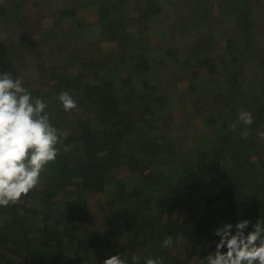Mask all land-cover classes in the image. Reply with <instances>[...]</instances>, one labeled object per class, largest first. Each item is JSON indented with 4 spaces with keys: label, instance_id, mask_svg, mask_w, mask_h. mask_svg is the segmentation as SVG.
<instances>
[{
    "label": "trees",
    "instance_id": "1",
    "mask_svg": "<svg viewBox=\"0 0 264 264\" xmlns=\"http://www.w3.org/2000/svg\"><path fill=\"white\" fill-rule=\"evenodd\" d=\"M72 2L53 11L57 19L45 32L41 0H0V73L20 74L64 136L37 188L0 207V264H103L116 253L128 264L133 254L140 264L149 256L163 264H204L223 223L249 220L246 234L264 223V0ZM79 6L93 10L100 38L88 40L89 16L80 17ZM170 7L185 46H177L180 39L166 38L169 47L152 41L151 21ZM223 26L228 34L214 56ZM105 41L118 46L106 52ZM120 48L130 54L118 56ZM30 50L32 66L23 59ZM176 51L178 57L188 51L199 65L212 63L219 89L199 88L190 78L200 95L183 100L209 135L199 138L196 122L187 123L192 118L175 124L183 108L153 86L167 76L164 55ZM64 90L78 105L71 112L57 100ZM242 110L253 123L233 132ZM98 198L109 207L104 218L112 219L93 228ZM168 236L173 245L164 248Z\"/></svg>",
    "mask_w": 264,
    "mask_h": 264
},
{
    "label": "clouds",
    "instance_id": "2",
    "mask_svg": "<svg viewBox=\"0 0 264 264\" xmlns=\"http://www.w3.org/2000/svg\"><path fill=\"white\" fill-rule=\"evenodd\" d=\"M57 100L65 112L78 106L67 90L61 91ZM47 108L42 98H33L24 87L20 74L13 78L12 72L0 73V207L15 205L36 189L47 166L60 153L58 145L63 144L64 136L52 124ZM253 120L250 111L242 110L230 130L234 132L239 123L250 126ZM248 135L247 130L242 133L243 138ZM259 135L264 138V132ZM67 150L64 147V151ZM249 223L245 219L235 226L226 222L216 228L214 235L220 239L215 251L204 257V264H264V223L258 220L246 234ZM172 245L171 236L162 242L164 248ZM131 262L140 264V257L133 254ZM103 264H128V261L116 253L104 259ZM144 264H163V261L149 256Z\"/></svg>",
    "mask_w": 264,
    "mask_h": 264
},
{
    "label": "rangeland",
    "instance_id": "3",
    "mask_svg": "<svg viewBox=\"0 0 264 264\" xmlns=\"http://www.w3.org/2000/svg\"><path fill=\"white\" fill-rule=\"evenodd\" d=\"M72 1H75V0H69V1H67V0H41V2H42L41 3V9L44 7V10L46 12V16L43 19V25H45L44 30H46L45 32L49 31V27L53 26L55 20L57 19V16L52 14L53 11L57 8H58V10L60 8H63L64 2H66V4L68 3V6L75 5ZM77 1H81V0H77ZM159 1H161L163 3L165 0H159ZM170 2H171V0H170ZM171 10H172V7H170L169 9H165V12H168V11H170V12L168 14L166 13V14H162V15H159L157 17H154L153 20L151 19L152 21H151L150 30H151V34L153 37L152 41L155 40V42H156L155 46L162 44L164 46L169 47L171 45L170 42L173 39H175V41L177 39H180L179 42L177 43V46L178 45L179 46H181V45L185 46V44H186L185 41H183L184 35L180 32V28L176 30L174 27V21L175 20L173 18V15H172L173 12ZM78 11H79L80 17H82V18L85 17V15L89 16L87 18L88 20L85 17L86 22L91 25V27H89L90 30L88 29L91 32V34L88 37V40L94 41V40L100 38V36H101L100 35V25L98 24V22H96V19H95L96 17L93 15V10L91 8H88V7L79 6ZM222 18H224V16H222ZM173 29H175V32L172 33ZM217 29L219 31H221L219 29V27ZM213 30H215V29H213ZM223 30H224L223 36L219 35V37L215 41V45H213L214 50H213L212 54L214 56H218V53L223 50V47H222V45L224 44L223 40H224V38L226 39V36L228 34L227 26H223ZM42 32H44V31H42ZM169 34H170V37H169ZM186 35H188V34L186 33ZM39 36L42 37V34H40ZM166 38L168 40L172 38V40L168 41ZM189 38L191 39V43H193L195 41L192 37H189ZM43 40L44 39H42V42H45ZM101 46H102L104 51L106 50V52H110L111 50L117 48L118 44L116 41H107V42L105 41L102 43ZM87 49H89V48H87ZM87 49H86V51L88 53V51H90V50H87ZM31 50H33V49H31ZM31 50L26 53L25 57H23L24 62L26 64H29L30 66H32L34 64V59H35L34 58L35 54L32 53ZM96 50H98V48ZM20 53L21 52H19V54ZM127 53L130 54L129 52H125V50L120 48V51L118 52L117 55L121 56V55H126ZM175 53L176 54H174V55L173 54H165L164 55L166 57V61H165L164 65H161V67L166 68L167 76L164 75L165 78L164 77L163 78H157L158 81L153 83V86L157 87L158 93L159 92L165 93L167 97H168V95H170V99L176 98L177 104H180L179 107L183 108V111L181 112L180 115H183L184 109L187 110L188 113L183 115L182 117H180L179 112H177V121L175 122V124H177V123L178 124H180V123L184 124L185 122H187L189 119L192 118V120L188 121L187 123H190L192 121L196 122V124H195L196 129L199 130V132H200L199 138L206 136L205 133L207 135H209L210 134L209 126H204L203 125L204 122L202 121L201 117H198V115H195L196 111H195V109H193V106L191 105L192 103L190 102V105L188 104V106H186L183 104V100H186V102H187L191 99L192 96H193V98H195L196 96L200 95L199 92L192 91V88L195 87V86H192L195 81H191L190 78H194L196 80L195 84H197L199 86V88H208V90H210V88H211L212 91H216V89L217 90L219 89L220 85H215V83L217 82L215 79V73L210 72L212 63L209 62L208 67H207V64H200L199 65L196 63L198 61L197 58L191 57V56L188 57V55H189L188 51H185L184 55L179 56V57L176 56L178 54V51H176ZM19 54H17L15 57H13V54H11V56L15 60ZM50 54H52V53L48 52L47 57L49 59H52V56ZM95 54L98 55V53H95ZM155 55H156V53H155ZM201 55L206 56L207 54L205 53V54H201ZM158 56H160V55H158ZM227 56H228V54H227ZM226 61H228V60H225V62ZM212 62H216V61L213 60ZM112 63L114 64V62H112ZM157 63L160 64V62H158V61H157ZM182 66L186 67V68L184 67L186 69V71L182 70ZM155 68H156V70L159 69L160 65H157ZM157 72H159V71L157 70ZM173 73L175 74V76H171ZM124 74H128V71H125ZM220 81L222 83L225 82L226 76L225 75L221 76ZM206 86H208V87H206ZM154 91H155V89H154ZM183 94H185V95H184L183 99L180 100V97H182ZM167 101H168V98H167ZM163 106H165V105H163ZM221 110H222V108H221ZM221 110H220V112H224V110H222V111ZM220 114H222V113H220ZM180 118H182V119H180ZM204 129H207L206 132L205 131H204V133L201 132ZM190 144H191V142L188 141L187 147H189ZM98 201H99V203L96 204L94 207L95 210L98 211V213L96 212V214H93L92 220H91V225H93V228H98L101 226H108L110 224L109 220L112 219V218L107 219L106 217L104 218V216L107 215V211H109L108 210L109 207H107L105 204L106 201H103L99 198H98ZM91 209H93V207H91ZM21 263L25 264V263H27V261L23 259Z\"/></svg>",
    "mask_w": 264,
    "mask_h": 264
}]
</instances>
